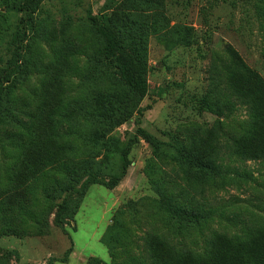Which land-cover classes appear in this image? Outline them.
I'll use <instances>...</instances> for the list:
<instances>
[{
  "label": "rangeland",
  "instance_id": "rangeland-1",
  "mask_svg": "<svg viewBox=\"0 0 264 264\" xmlns=\"http://www.w3.org/2000/svg\"><path fill=\"white\" fill-rule=\"evenodd\" d=\"M20 1L0 0V72ZM102 16L129 45L144 97L105 63ZM34 22L0 113V264H202L215 232L264 224V159L224 148L214 173L185 162L209 131L244 118L210 103L208 87L229 51L262 72L264 0H43ZM107 110L116 117L97 121Z\"/></svg>",
  "mask_w": 264,
  "mask_h": 264
},
{
  "label": "trees",
  "instance_id": "trees-1",
  "mask_svg": "<svg viewBox=\"0 0 264 264\" xmlns=\"http://www.w3.org/2000/svg\"><path fill=\"white\" fill-rule=\"evenodd\" d=\"M42 1L21 0L8 7L9 10L18 13L20 17L12 36V51L4 70L0 72V113L7 90L17 77L23 75L22 50L25 42L34 33V15ZM110 1L114 0H108V2ZM99 20L97 23L94 22L93 26L103 40L101 54L105 63L116 67L121 80L134 95L140 98L144 97L147 91L146 81L135 73L130 62L125 61L128 58L125 48L129 45H124L120 34L115 31L108 18L102 16ZM228 57L223 60L218 70H214L216 72L212 74L207 94L211 97L217 95L210 99V103L213 101L212 104L217 105L222 102L226 105L225 108L229 109L227 112L230 115L236 111H242L244 118L225 122L220 128V136L211 130L207 133L206 138L201 139L196 146H192L191 157L185 160L191 169H205L209 173H214L218 167L216 159L222 157L219 153L224 148V155H238L240 162H245L246 159H264V152H260L256 148V144L264 148V52L261 56L262 72L250 68L244 59L235 52L229 51ZM92 62L98 63L95 56L92 58ZM218 74L219 76H216ZM110 112L107 110L98 113L96 120L111 121L116 116L113 111ZM118 112L123 114L126 113V110L118 108ZM249 138L252 139L251 145ZM132 142L130 137L122 144L120 159L124 166L127 163V155ZM192 143L195 144L194 141ZM53 155L45 150V166L53 161ZM182 157H187V153H181ZM123 168L125 171V167ZM90 178L93 176L88 177V179ZM119 180L120 176L110 178L107 181L108 187L116 186ZM54 185L63 189L64 184L61 186L59 181L55 180ZM179 217L195 224H199L203 218L195 211L180 212ZM258 225L259 223L251 228H243L241 233L232 237L215 232L216 235L207 243V251L200 254L202 257L199 258V260L202 259L200 262L202 264H264V224ZM231 244L233 245L232 260L223 262L227 248ZM203 255L205 256L203 257ZM160 264H164V262Z\"/></svg>",
  "mask_w": 264,
  "mask_h": 264
}]
</instances>
